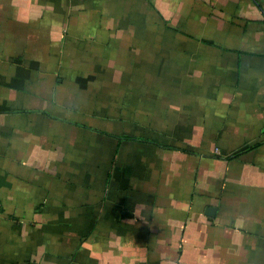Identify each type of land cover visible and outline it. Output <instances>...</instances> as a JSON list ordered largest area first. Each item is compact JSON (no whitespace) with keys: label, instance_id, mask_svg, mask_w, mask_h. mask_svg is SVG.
Segmentation results:
<instances>
[{"label":"crops","instance_id":"0c3cea01","mask_svg":"<svg viewBox=\"0 0 264 264\" xmlns=\"http://www.w3.org/2000/svg\"><path fill=\"white\" fill-rule=\"evenodd\" d=\"M0 264H264V0H0Z\"/></svg>","mask_w":264,"mask_h":264},{"label":"built area","instance_id":"2783aa9c","mask_svg":"<svg viewBox=\"0 0 264 264\" xmlns=\"http://www.w3.org/2000/svg\"><path fill=\"white\" fill-rule=\"evenodd\" d=\"M216 153H219L218 151H216Z\"/></svg>","mask_w":264,"mask_h":264},{"label":"trees","instance_id":"16d2710c","mask_svg":"<svg viewBox=\"0 0 264 264\" xmlns=\"http://www.w3.org/2000/svg\"><path fill=\"white\" fill-rule=\"evenodd\" d=\"M126 139H128V138H126Z\"/></svg>","mask_w":264,"mask_h":264}]
</instances>
